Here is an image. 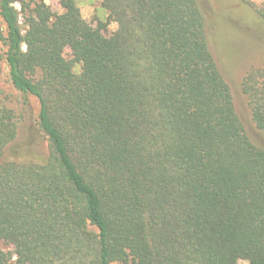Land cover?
Wrapping results in <instances>:
<instances>
[{
  "label": "trees",
  "instance_id": "16d2710c",
  "mask_svg": "<svg viewBox=\"0 0 264 264\" xmlns=\"http://www.w3.org/2000/svg\"><path fill=\"white\" fill-rule=\"evenodd\" d=\"M60 3L0 0V62L49 143L6 158L18 118L0 101V264H264V147L199 0H102L96 26ZM242 91L264 129L263 68Z\"/></svg>",
  "mask_w": 264,
  "mask_h": 264
},
{
  "label": "rangeland",
  "instance_id": "374dc122",
  "mask_svg": "<svg viewBox=\"0 0 264 264\" xmlns=\"http://www.w3.org/2000/svg\"><path fill=\"white\" fill-rule=\"evenodd\" d=\"M57 12H63L60 0H46ZM206 16V33L210 49L220 70L231 87L236 110L252 139L264 147V129H258L252 120L247 98L242 91V80L252 66L264 69V0H199ZM82 15L92 25L107 21L108 12L102 0H77ZM118 27L109 21L106 33ZM3 23L0 20V30ZM4 48L0 45V52ZM69 57L71 52L66 50ZM80 64L75 68L80 70ZM0 101L15 109L18 118V136L8 149L7 157L39 160L48 154L49 143L39 128L40 102L34 95L17 90L10 81L5 61L0 62ZM2 161V159H0ZM6 250L13 247L2 242ZM240 264H251L241 259Z\"/></svg>",
  "mask_w": 264,
  "mask_h": 264
}]
</instances>
